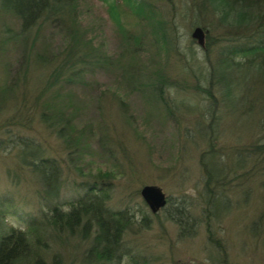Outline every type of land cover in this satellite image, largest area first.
Listing matches in <instances>:
<instances>
[{
	"label": "rangeland",
	"instance_id": "rangeland-1",
	"mask_svg": "<svg viewBox=\"0 0 264 264\" xmlns=\"http://www.w3.org/2000/svg\"><path fill=\"white\" fill-rule=\"evenodd\" d=\"M114 1H74V29L93 50V58L105 64L90 63L77 70L79 75L69 74L70 81L60 80L55 89L44 92L50 74L62 62L68 38L56 23L46 22L39 31L36 25L22 35L28 36L27 42L22 41L20 20L2 10L0 0V142L6 144L0 147V194L12 198L8 212L23 216L29 210L37 211L35 191L40 185L36 175L22 174L19 180L8 175L16 170L21 144L31 142L40 147L44 158L64 160L62 168L69 166L74 171L58 200L65 204L64 210L69 208V199L83 194L72 188L73 182L83 183L97 171L112 176L103 181L107 207L113 212L127 209L136 220L115 249L120 255L118 264H220L223 254L209 240L210 232L213 242L219 240L223 245L227 264H264V226L257 223L264 210V171L260 173L247 159L242 169L227 177V195L216 201L225 207L220 211L211 208L208 215L201 208L204 178L199 166V156L209 150L207 142L211 140L215 158L220 160L218 166L235 168L236 150L250 145L264 128V83L252 82L255 76L242 80L235 70L219 71L225 78L221 81H233L232 93L223 97L220 89L224 84L220 83L213 88L215 99H207L194 86L211 89L207 84L210 64L226 45L219 43L207 57L191 38L193 29L199 27V18L191 13L192 0H164L163 4L147 0L162 9L155 17L163 13V21L175 32L176 38L170 40L176 51L170 52L153 32L152 26L161 18L139 24L135 14L127 10L129 13H121L118 24L108 9ZM149 21L154 24L149 25ZM126 31L138 38L135 52L126 49ZM219 33L208 31L210 41ZM184 62L195 66L183 70ZM123 66L136 73L154 75L160 71L171 86L165 96L172 115L156 104L148 87L131 89L123 77ZM44 110L48 114L59 110L72 118L74 136L78 132L82 135L78 160H68L66 146L55 129L42 123ZM200 133L206 134L205 138ZM235 175L250 179L237 187L240 181ZM146 185L161 188L166 196V206L156 214L140 197L139 191ZM10 222L21 226L15 219ZM80 238L76 234L68 240H51L45 248V264H98L95 255H90L92 234L86 241Z\"/></svg>",
	"mask_w": 264,
	"mask_h": 264
},
{
	"label": "trees",
	"instance_id": "trees-1",
	"mask_svg": "<svg viewBox=\"0 0 264 264\" xmlns=\"http://www.w3.org/2000/svg\"><path fill=\"white\" fill-rule=\"evenodd\" d=\"M74 1L1 0L2 10L10 11L20 20L19 35L21 37L30 33L31 28L36 25H38L36 31H39L44 23L51 22L56 23L60 29L59 31L68 38L69 43L64 47L62 62L53 69L43 88L44 92L55 89L60 80L70 81L71 73L74 76L79 75L80 71L77 70L90 66V63L94 65L105 64L104 60L93 58L91 54L93 50L89 48V44L74 29V21L77 19ZM160 2L163 4L164 0H160ZM168 3H170L169 0ZM191 5V13L195 18H199L196 26L207 31L220 30L218 37L211 38V41L210 35L208 33L205 35L202 49L206 51L207 57L219 43L226 45L223 51L222 49L218 50L214 63L210 64L207 84L212 86L211 89L200 88L198 84L194 88L198 92L205 93L207 99L213 101L215 98L212 92L215 86L217 88L220 83H223L224 86L220 89V92H222L223 97L228 98L232 93V90L230 92V84L233 81L227 78L228 80L223 82L225 78L219 75V71L225 72L228 70H235L242 77V80L255 76L256 79H251L252 82L257 81L263 86L264 0H192ZM108 6L109 14L112 18L117 19L118 24H120L119 17L121 13L129 10L135 14V18H138L139 24H142L145 20H150V18H161L155 25L151 21L148 24L153 25V32L159 35L167 52L176 51V45L173 44L172 39L170 40V38H176L173 37L175 32L170 30L171 28L163 21V13L162 16L155 17L159 14L158 10L162 9H158L147 0H115L113 3H109ZM204 18H208V20H204ZM208 21H211V23L208 24ZM146 29H143L144 33L147 32ZM123 36L126 49L135 52L138 46L137 36L131 31H126ZM22 41L27 42L28 36L22 37ZM34 41L33 39L32 45ZM184 63V65H181L184 66L183 70L192 69L195 66L191 63L188 64V62ZM131 69V67L124 66L121 68L122 72H125L123 77L129 87L135 90L143 88L142 86L148 87L156 104L162 106L166 114L172 115V107L165 96V93L170 92L171 86L168 85L169 82L163 77V74L160 71H154V75L151 73H136L130 71ZM250 70H254L253 74L246 76L245 74L249 73ZM262 94L261 97L264 96V91ZM40 119L48 128L55 129L57 137L66 146L68 160L71 162L78 160V157L82 155L81 145H79V139L82 135L78 132L74 136L72 118L64 116L59 110H54L51 114L44 110ZM200 134L205 138L206 134ZM210 141L207 142L209 150L199 156L201 175L204 178L203 205L201 208L204 212H208V215L211 214V208L220 211L225 207V203L218 201L216 204V201L220 195H222V199L225 198L227 189L224 190V187L227 184V177L231 173L235 174L239 169H242L247 163V159H251L254 164L253 168L260 170V173L264 171V128H261L260 136L250 145L236 150L237 162L233 169H224L218 166L220 160L215 158L214 145ZM0 147L5 148L6 144L0 142ZM31 149H37L38 151L33 153ZM23 152L26 155L25 157H23ZM74 156L76 158H73ZM16 158L19 161L16 170L13 173L8 172V175L16 180H19L22 174L33 173L36 175L40 185L35 191V197L38 199L37 211L32 212L29 210L23 216L12 215L8 212L10 208L8 205L12 203V198L7 194H0V264H45V253L47 251L45 248L49 246L51 240H68L76 234L79 237L81 235V241H86L92 234L91 246L93 247L90 250V255H95L96 263L110 264L112 262L118 264L120 255L115 252V249L118 248L121 235L136 220L134 219L135 216L129 214L127 209L113 212L107 207L108 196L104 192L106 186H103V181L104 179H110L112 176L97 171L95 177H87L86 181L80 182L78 185L73 179L75 182H73L72 188L82 190L83 194L77 196L76 199H69L72 200L69 203V208L64 210L65 204L58 203V200L61 190L65 186L64 184L67 183L74 172L69 166L62 168L61 162H64V160L59 162L55 158H44V152L40 150V147L31 142L21 144ZM245 176H233L236 181H240L237 187H242L250 179ZM261 176L264 177V172ZM261 187L264 191V180L261 182ZM262 201L264 206V196ZM10 219H15L21 226L13 225ZM257 223L264 226V210L259 214ZM141 224L145 225V223ZM210 234L211 232L208 235L210 236L209 240L219 248L221 256L223 254L220 264H227L226 259H224L225 250L223 245L219 240L213 242Z\"/></svg>",
	"mask_w": 264,
	"mask_h": 264
},
{
	"label": "water",
	"instance_id": "water-1",
	"mask_svg": "<svg viewBox=\"0 0 264 264\" xmlns=\"http://www.w3.org/2000/svg\"><path fill=\"white\" fill-rule=\"evenodd\" d=\"M205 34H207V31L202 30L200 27H196L193 29L191 37L196 40L200 47H203ZM139 194L152 214H156L166 206V196L161 188L157 186H143Z\"/></svg>",
	"mask_w": 264,
	"mask_h": 264
}]
</instances>
